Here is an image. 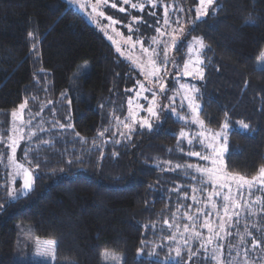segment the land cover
Returning <instances> with one entry per match:
<instances>
[{
    "label": "trees",
    "instance_id": "trees-1",
    "mask_svg": "<svg viewBox=\"0 0 264 264\" xmlns=\"http://www.w3.org/2000/svg\"><path fill=\"white\" fill-rule=\"evenodd\" d=\"M187 1L190 7L197 0ZM188 16L187 38L207 45L204 79L196 84L200 118L213 131L228 119L225 164L250 178L264 167V69L256 67L264 50V0H216L205 19ZM176 54L181 68L186 41ZM139 78L64 0H0V140L10 136L11 112L25 99L26 119L44 122L43 131L19 147L34 171L26 196L8 195V154L0 142V264H18V225L56 242L52 264H102L103 251L122 253L123 264H177L150 252L165 239V221L180 196L191 194L193 172L164 170L192 161L181 154L179 140L189 126L164 115L151 130L139 128L119 140L124 90ZM258 195L264 193L255 191L252 198ZM247 255L250 263L264 260Z\"/></svg>",
    "mask_w": 264,
    "mask_h": 264
},
{
    "label": "snow or ice",
    "instance_id": "snow-or-ice-1",
    "mask_svg": "<svg viewBox=\"0 0 264 264\" xmlns=\"http://www.w3.org/2000/svg\"><path fill=\"white\" fill-rule=\"evenodd\" d=\"M74 4H79V6L83 9L85 4L81 2V0H71ZM147 2L152 6L156 7V0H147ZM109 0H96V3L92 5V15L90 18L93 22H96V16H99L104 19L110 20V25L105 26L103 31L107 35L106 28L111 25H116L119 23L117 20L112 19L111 17H106L103 11H99V6L101 4H108ZM124 4H130L133 9H139L140 11L144 10V3H132L131 0H123ZM215 3V0H199L200 7L196 10V17L200 19L203 16L208 15V9ZM113 8L116 7L115 3L111 5ZM121 12H124L125 9L121 7L119 9ZM137 18L133 17L135 21ZM160 23V21H157ZM173 23L178 25V27H173ZM163 25L166 26V29H171V39L170 42L165 41L164 47L161 52L157 51L156 48L145 47L142 40L137 39L133 41V37L131 35L127 36L124 39V43L130 45V49L122 50L119 46V43L113 39L112 36H108L109 40H113V43L116 44V52L127 59H130L133 66L138 69L141 75L144 76L145 81L151 87H146L145 83L137 82L138 91L135 92V96L129 98L127 100L128 105V121L120 120L119 117L116 119L123 126L124 129L127 130L130 134L135 131L133 127L136 124H139L141 128L152 129L151 119H159L160 112L166 109H169L177 114V108L175 107L176 98L175 97H167L170 101V104L164 105L161 107L159 100L161 93H165L167 85L163 82V74L167 73V65L171 62L174 67L177 68V71L180 75L184 77H191L192 79H204V68L203 65L205 63L201 53L207 47L204 43L203 39L200 37H193L192 42L188 45L189 59H187L183 63L182 69L179 65L176 64L175 60H171L168 56L169 51L172 48H175L178 43L179 37L184 32V28L180 25L179 20L173 22L169 18V14L167 11V7L164 9V18ZM129 29V32L133 31L131 25H126ZM115 31V29H113ZM156 33L159 37H163L166 34H169L166 30H162L160 27L156 28ZM33 34L29 33L31 37ZM117 36H121V33L117 32ZM152 43L159 46L161 41L156 37H152ZM139 44L142 53L144 54L145 59H140L139 57L133 58L130 54L126 55V51L128 53L131 52V49H135L136 45ZM195 50V57H192V53ZM158 89V91L156 90ZM129 92L132 89L128 90ZM150 92L151 98L145 96L144 93ZM199 89L195 85H187L184 83H180L179 90L177 91V95H182V103L181 107L184 106L183 102L187 103V107L191 112V117L187 116H179V119L184 120L186 123L189 121L196 125L199 128V131L195 134L190 133L189 131L181 130L179 133V140L186 141L189 146V150L185 152V155L188 157H196L201 161H206L207 163L204 165L186 163V164H176L172 169H164L165 171L176 169H185V176L189 175V171L197 174L191 176L192 180L199 179V184L197 186L192 187L193 193L206 194L205 199L201 200L197 195H192L190 198L193 204H203V208H197L196 214L191 215L188 212L184 213V218L189 221L188 224L184 225V232H191L190 236L185 239L184 243H187L188 239H196L200 241V248L204 249L207 252L208 246L213 245L215 241L222 240L227 235H231L230 232L227 231L228 228L233 226V219L236 218V223H239L240 209L249 208L250 214L251 210L249 207V201L244 200L245 194L249 197H252L255 191H260L264 193V167H260L256 175L252 177H247L244 174H240L238 172L230 171L225 164V157L228 152V136L230 124L228 119L221 124L220 131H213L210 128H207L205 125V121L201 119V106L198 102L197 93ZM63 95V94H62ZM147 100L148 104L145 106L144 104L139 103V100ZM70 104L71 101H68ZM28 106V100L25 99L21 104H19L18 109L11 112V117L13 120L12 132L14 135L8 138L7 142H4L6 147L10 148L11 155L8 156V162L11 164L13 169L15 170L14 174L23 177L22 188L20 191L14 196L12 191H9L8 195L13 197L14 199H18L20 196H26L29 192L33 190V170L30 167H25L24 164L18 163L16 160V150L21 140H31L33 136L36 135L35 132L29 131L27 137L25 136V127L31 124V120L25 121L23 119L24 111ZM141 111L147 112V117H141L139 114ZM227 117V114H225ZM151 118V119H150ZM19 120V124L16 121ZM59 123V122H57ZM238 125L243 130H249V125L243 121H239ZM61 129H64L66 126L63 124L59 125ZM70 127V126H68ZM107 129H104L99 133L100 136L104 135ZM79 135V133H76ZM121 135H124L122 132ZM194 144L199 145L202 150H195L193 147ZM183 151V149H181ZM31 165V161H28ZM165 163H171L170 161H166ZM36 168L39 167L38 164L35 165ZM174 191L179 192V188L174 189ZM188 194L184 193L182 195V199H188ZM220 201L218 204L217 201ZM244 200L242 204L241 201ZM251 204H260L261 211H264V200L261 199V196H255V199L251 200ZM183 205L178 206L182 207ZM192 205H188V208L191 209ZM205 208L208 211H205ZM218 219V223L216 222ZM165 224L171 229L174 227L173 224H169L168 221H165ZM207 230V235H204L201 231H197V227ZM177 231L179 230V226L176 225ZM221 233L225 235L222 236ZM183 235V234H181ZM171 240H175L176 236L173 233L172 236L169 237ZM241 242H243V237H241ZM39 244V241H37ZM253 247H258L259 242L253 240ZM57 244L55 241H47L44 255H51V257L55 258V249ZM222 245H215L212 253L209 256H205L204 259H212L216 262V264H222L220 260V249ZM176 257L181 256V250L179 247L175 249ZM189 258L191 256L196 255L195 252L189 249ZM247 255V254H245ZM107 257V254H105ZM112 259H116V257H112Z\"/></svg>",
    "mask_w": 264,
    "mask_h": 264
},
{
    "label": "rangeland",
    "instance_id": "rangeland-1",
    "mask_svg": "<svg viewBox=\"0 0 264 264\" xmlns=\"http://www.w3.org/2000/svg\"><path fill=\"white\" fill-rule=\"evenodd\" d=\"M64 1L69 5V7H71L73 10L81 14L90 25H92L94 28L99 30L103 34V36L108 40V42L112 45L115 51H116L117 45L113 43V40H109L108 36L109 35L112 36L113 39L119 43V46L121 47L122 50H128L130 49L131 46L125 44L124 39H126L127 36L131 35L133 37V41H136L137 39L142 40L145 47L156 48L157 51L161 52V56L163 54L161 50L164 47V42L165 41L170 42V39H171V36H170L171 29H166V26L163 25L164 9L166 6L168 14H169V18L173 22L179 20L180 25H182L184 28V32L183 34L180 35L178 43L176 44L175 48H172L168 53L170 61L171 60L176 61L177 57L179 56L176 54V52L179 49L180 45L184 43V41H186V60L189 59L188 45L189 43L192 42V38L191 39L187 38V34L189 32L188 23L190 20V17L188 15L190 16L192 15L196 22L203 20L208 16V15L203 16L200 19H197L196 10L198 7H200L199 0H197L196 3H193L190 6L191 8L189 7L187 0H156V7H152L147 2V0H131L132 3L143 2L145 5L143 11H140L139 9H133L131 7V3L124 4L123 0H109L108 4H101L98 10L103 11L106 17H111L112 19L117 20L119 23H117L116 25H111L107 27L106 28L107 35H106L105 31H103L102 29H104L105 26L110 25V20L96 16L95 18L96 22L94 23L93 20L90 18V16L92 15V5L96 3V0H81V2L85 4V7L83 9L79 6V4L72 3L71 0H64ZM112 3L116 4L115 8L111 6ZM213 5L208 9V14H209L210 9L213 7ZM121 7L125 9L124 12H121L119 10ZM189 10L190 12H193V13H189ZM133 17H136L137 19L134 21ZM157 21H160V23H157ZM126 25H131L133 28V31L129 32V29ZM157 27H160L162 30H166L169 34H166L163 37H159V35L156 33ZM173 27H178V25L173 23ZM113 29H115V31H113ZM117 32L121 33V36H117L116 35ZM154 36H156L161 41L159 46L152 43V37ZM117 54L120 56L119 53ZM129 54L133 58L139 57L140 59H145L144 54L142 53L139 44L136 45L135 49H131L130 53L126 51V55H129ZM120 57L126 62L130 63L132 68L140 76L139 79L134 80V84L131 87L124 90V102L126 106V112H125V115L123 114L119 118L120 120L128 121L127 100L129 98L134 97L135 92L139 90L137 82L139 81V82L145 83L146 87H151V85H149L147 81H145L144 76L141 75L138 69L133 66L130 59H127L123 56H120ZM192 57L193 58L195 57V50L192 53ZM256 67L258 69H264V50L261 51L260 55L258 56L256 60ZM170 68H173V64L171 62L167 65V73L166 74L162 73L163 82L167 85V87H166L165 93L159 94L160 95L159 103L161 107H163L164 105L170 104V101L167 99V97H175L176 98L175 107L177 108V114H174L170 110V108L161 111L158 120L150 118L152 127H156L158 123H161V121L164 118L163 116L166 115V116H172L173 118L178 120L180 123H185L186 125L189 126V128L186 127V129L184 130L189 131L192 134H195L196 132L199 131V128L196 125L192 124L190 121L186 123L184 120L179 119V116H187L190 118L191 112L189 108L187 107L186 102H183L184 103L183 107L180 106L182 103L183 94L181 93L180 95H177V91L179 90L180 83L196 86V84L201 82L202 80L192 79L191 77H184L178 73L176 67H175L176 68L175 74H172L171 72H173V70ZM170 84L174 85V89L172 92H169L171 89ZM129 89H132V91L129 92L128 91ZM156 90L158 91V89ZM144 95L148 96L149 99L151 98L150 92H146L144 93ZM139 103L147 106L148 101L141 99L139 100ZM139 115L141 117L148 116L147 112H144V111H141ZM23 119L25 121L31 120V119H26V109L24 111ZM16 123L19 124V120H17ZM43 123H44L43 121L41 122L35 121V116H33L31 120V124L25 127V136L27 137L29 131L31 130L35 132L36 134L39 131H43V128L39 125ZM116 124H117L116 126L117 128L115 132L116 134H118L119 140L129 135L127 130L123 128V126L119 123L118 120ZM133 127L135 128V131L136 129H139V128L148 129V128H141L139 124H136ZM122 132L124 133V135H121ZM12 135H14V133L11 130L10 136ZM9 137L7 136L4 142H7ZM22 141L23 140L19 142V145L16 150V160L18 163L24 164L25 167H29L24 162V160L22 159L19 153V147ZM181 142L184 147L181 154L184 153V156L187 160L189 159L192 160L188 162L186 161L187 163L200 164V165H204L207 163L206 161H201L196 157H188L187 155H185V152L189 150V146L187 145L186 141L181 140ZM193 147L195 148V150H202L199 145L194 144ZM2 149H3V146H0V151H2ZM5 152H7L8 156L11 155V150L10 148L6 147V145H4V153ZM6 160L8 162L7 158ZM7 162H6V166L10 169V172L8 173V179H9V183L11 186L10 191H12L13 195L15 196L22 188L23 177L19 175H15L14 174L15 170L13 169L11 164ZM33 178H34V171H33ZM188 178L192 181V184L189 186V190L191 189V194L190 196H188L189 197L188 199H182V195L180 196L181 200L178 206L180 205H183V206L177 208L176 211L172 213L173 215H171L170 219L168 220V223L173 224L174 227L170 229L168 225L165 224L166 230H167V232H165V239L161 240L158 246H154L152 248V251L150 252V254H152L151 256L155 258L162 257V259L165 262H173L177 264L179 263L181 264H200V262H202L201 264H204L206 261H208V264H216L214 260L210 258L205 260L204 257L209 256L212 253L215 245L218 244V245L223 246L220 249V252H221L220 260L222 261V264H264V260H254L252 261V263L247 262L248 258L246 257H249V255H245V254H250V258L253 257L255 259L257 257L264 258V211H260L262 207L260 204H251V200H253V198L249 197L247 194H245L244 200L249 201V207L251 210V214H250L249 208L240 209L239 223L237 224L236 218H234L233 226L227 229V231L230 232L231 235L225 236V238L222 240L215 241L213 245L208 246L207 252H205L204 249L200 248V241L194 238L188 239L187 243H184L185 239H187L191 234V232H188V233L184 232V225L189 223V221L184 218V213L188 212L189 214L194 215L196 214V209L198 207L199 208L204 207L203 204H199V205L193 204L190 197L195 194L198 196L199 199L204 200L206 196V194L193 193L192 187L197 186L199 184V179L192 180L190 176ZM17 182L20 183V187L15 188V184ZM11 199H14V198L11 197ZM261 199L264 200V196H262ZM244 200L241 201L242 204L244 203ZM217 203L219 204L220 201L218 200ZM188 205H192L191 209L188 208ZM258 207L260 209L257 210L256 208ZM205 211H208V209L205 208ZM216 222L217 223L219 222L218 219H216ZM176 225L179 226L178 231L176 229ZM196 230L201 231L204 235H207L206 229H202L198 226ZM173 233H175V236H176L175 240L169 239V237L172 236ZM221 235L224 236L225 234L221 233ZM241 237H243V242H241ZM253 240L259 242L258 247H253V243H252ZM37 241H39V244L37 243ZM47 241H54V240L37 238L34 236L33 230L30 226L18 225L16 262L18 264H31V263L33 264H52L54 263L55 258L53 259L51 255H44ZM167 245L170 246L169 251L168 249H166ZM224 246H227V248ZM177 247H179L181 250V256L179 258L176 257V254H175V249ZM190 248L193 252L196 253V255L191 256V258L186 257L184 255L185 254L184 249H186L189 253ZM226 251L229 252L230 254H226ZM55 252H56V249H55ZM143 253H144L143 250L140 251V255H142ZM105 254H107V257L105 256ZM157 255H159V257ZM112 257H116V259H112ZM123 262H124V255L122 253L112 252V251L102 252V264H123Z\"/></svg>",
    "mask_w": 264,
    "mask_h": 264
}]
</instances>
